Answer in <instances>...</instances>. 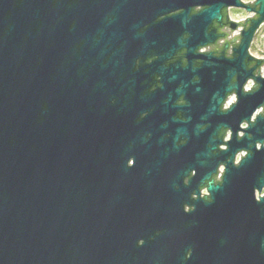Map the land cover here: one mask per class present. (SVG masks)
<instances>
[{
  "label": "water",
  "instance_id": "95a60500",
  "mask_svg": "<svg viewBox=\"0 0 264 264\" xmlns=\"http://www.w3.org/2000/svg\"><path fill=\"white\" fill-rule=\"evenodd\" d=\"M227 8L256 17L200 52ZM262 23L264 0H0V264H264Z\"/></svg>",
  "mask_w": 264,
  "mask_h": 264
},
{
  "label": "flooded vegetation",
  "instance_id": "af4514ba",
  "mask_svg": "<svg viewBox=\"0 0 264 264\" xmlns=\"http://www.w3.org/2000/svg\"><path fill=\"white\" fill-rule=\"evenodd\" d=\"M253 1L248 2V3H251V5H252ZM199 9H201V7H193L192 12H196ZM237 9H240L241 12L243 13V15L246 14V11L244 9H241V8H237ZM231 10H232V8H227V9H223L222 10V19L220 21V25L218 23H216V22L212 23V26L216 28V33L217 34H222V37L217 38L213 44L207 45L206 47H203L204 49L200 50V52H202V53H212L213 57H215V58L219 57L222 53H223L224 58H230L232 56L233 48H234L235 45L238 44V42L240 40V34H241L242 30L246 27L245 20H246V18L248 16L245 15V18L243 20H235L232 17L233 15L231 14ZM178 11H179V9L174 11V12H171L169 14L177 13ZM255 17H256L255 13H253L251 16H249V18H255ZM230 21H234V22L237 23V26L234 29L230 28V25H229ZM239 26H240V31L237 34V36L229 37V33L232 32L233 30H235L236 28H238ZM256 32H255L254 37H253V39H252V41L250 43V46L248 48L249 54L251 56L255 57V58H257V57L254 54H252L251 48H252V44H253V40L255 38ZM232 40H234L235 42L231 43ZM184 52H185L184 50H181V51L177 52V54L170 61H173L176 58H180L182 60L183 64H185L186 60H185V58H183ZM198 64H199V60H197L196 58L193 59V65L197 66ZM254 64H255V62L252 61V62L249 63V66L251 67ZM259 67L260 66H257L255 68V70H254L255 74L257 73ZM159 85H160L159 83L153 84L151 86V90L154 89L156 86H159ZM175 104L176 105L184 104L183 97L182 96L177 97V99L175 100ZM176 115L178 117H180V113H177ZM221 131L224 132L225 130H221ZM128 163L131 165L132 164V160H129ZM192 174H193V171H191L189 173V175L184 178V183H187L189 177L192 176ZM200 195L201 196H208V192L206 191L205 187L200 189ZM188 209H189V207H186V210H188Z\"/></svg>",
  "mask_w": 264,
  "mask_h": 264
},
{
  "label": "rangeland",
  "instance_id": "374dc122",
  "mask_svg": "<svg viewBox=\"0 0 264 264\" xmlns=\"http://www.w3.org/2000/svg\"><path fill=\"white\" fill-rule=\"evenodd\" d=\"M245 2H251L253 0H243ZM240 9L232 8L231 14L232 17L235 20H243L246 16H251L252 12H246V14L243 15ZM252 54H254L257 58H264V23L260 25V27L257 29L255 38L253 40L252 48H251ZM259 69H261V74L264 75V63L260 65ZM264 191V190H263Z\"/></svg>",
  "mask_w": 264,
  "mask_h": 264
},
{
  "label": "built area",
  "instance_id": "2783aa9c",
  "mask_svg": "<svg viewBox=\"0 0 264 264\" xmlns=\"http://www.w3.org/2000/svg\"><path fill=\"white\" fill-rule=\"evenodd\" d=\"M239 31H240V26H239L238 28H236L235 30H233V31L231 32V34H229V37H233V35H234V34H238ZM203 49H204V48H201L200 50H203ZM257 73H258V71H257ZM260 76H261V77H264V75L261 74V69H260ZM252 85H253V79H252V78H249V79L245 82V84L243 85V90H244V91H248V90H250V88H251ZM235 101H236V94H235V93L230 94V95L227 97V100H225L224 103H223V109L228 108V107H229V104H230V103H234ZM263 107H264V103H263ZM260 111H262V106L259 107V108L256 110V112L253 114V117L255 116V114H258ZM253 117H252V118H253ZM242 126L245 127L246 124L243 123ZM228 138H229V132H227V133H226V136H225V139H228ZM240 154H241V156H243V155L245 154V152L242 151V152H240V153H238V154L236 155V157H235V163H237V162L239 161V159H240ZM222 171H223V167L220 166V167H219V172H218L217 177H220V175H221L220 172H222Z\"/></svg>",
  "mask_w": 264,
  "mask_h": 264
}]
</instances>
